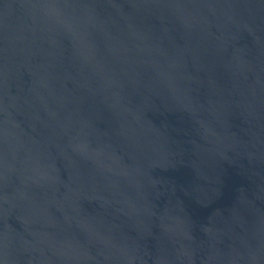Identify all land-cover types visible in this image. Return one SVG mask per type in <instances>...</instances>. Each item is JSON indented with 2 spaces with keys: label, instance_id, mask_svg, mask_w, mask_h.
<instances>
[{
  "label": "water",
  "instance_id": "obj_1",
  "mask_svg": "<svg viewBox=\"0 0 264 264\" xmlns=\"http://www.w3.org/2000/svg\"><path fill=\"white\" fill-rule=\"evenodd\" d=\"M0 264H264V0H0Z\"/></svg>",
  "mask_w": 264,
  "mask_h": 264
}]
</instances>
